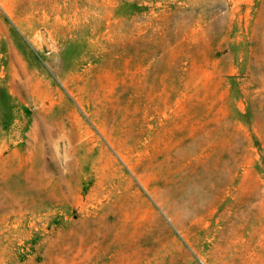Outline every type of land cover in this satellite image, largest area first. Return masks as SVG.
Segmentation results:
<instances>
[{
	"label": "rangeland",
	"instance_id": "1",
	"mask_svg": "<svg viewBox=\"0 0 264 264\" xmlns=\"http://www.w3.org/2000/svg\"><path fill=\"white\" fill-rule=\"evenodd\" d=\"M0 264H264V0H0Z\"/></svg>",
	"mask_w": 264,
	"mask_h": 264
},
{
	"label": "water",
	"instance_id": "2",
	"mask_svg": "<svg viewBox=\"0 0 264 264\" xmlns=\"http://www.w3.org/2000/svg\"><path fill=\"white\" fill-rule=\"evenodd\" d=\"M44 41H45V38H44ZM46 43V42H45ZM46 45L48 46V44L46 43Z\"/></svg>",
	"mask_w": 264,
	"mask_h": 264
}]
</instances>
